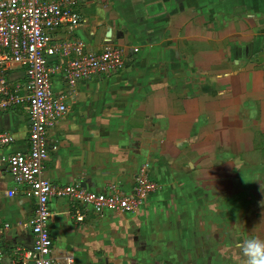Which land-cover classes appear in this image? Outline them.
Masks as SVG:
<instances>
[{
	"label": "crops",
	"instance_id": "crops-1",
	"mask_svg": "<svg viewBox=\"0 0 264 264\" xmlns=\"http://www.w3.org/2000/svg\"><path fill=\"white\" fill-rule=\"evenodd\" d=\"M75 8L81 24L54 38L83 40L93 52L114 45L124 63L73 87L63 69L53 75L67 112L46 130L57 150L42 177L129 194L144 173L162 189L128 213L51 199L52 259L244 264L242 242L264 239V0H78ZM24 80L21 67L8 73L12 90ZM0 132L11 136L0 145V246L5 264H22L14 251L33 246L36 198L5 159L29 151L28 107L0 112Z\"/></svg>",
	"mask_w": 264,
	"mask_h": 264
},
{
	"label": "built area",
	"instance_id": "built-area-1",
	"mask_svg": "<svg viewBox=\"0 0 264 264\" xmlns=\"http://www.w3.org/2000/svg\"><path fill=\"white\" fill-rule=\"evenodd\" d=\"M77 1L0 0V112L26 105L29 113V151L12 153L5 159L13 181L26 185L28 195L36 198L34 214L28 223L34 236L33 246L22 253L19 248L14 251L21 256L22 264H61L52 259V237L48 228L51 199L67 198L86 203L95 213H128L136 210L145 197L162 189L161 184L144 173L137 178L129 194L112 189L107 193L93 192L79 183L54 185L42 177L44 162L50 152L57 150V145L48 141L46 130L67 112L64 103L67 95L55 93L53 75L63 69L66 82L73 87L78 81L109 75L124 63L123 51L114 45L108 44L101 52H93L83 40L54 38V30L63 26L76 28L81 24L75 8ZM51 59L55 62L51 63ZM17 67L23 68L25 80L12 90L8 73ZM10 143V134L0 132V145ZM76 218L82 220L83 216L77 211ZM7 227L5 224L4 228ZM0 264H5L1 246ZM65 264H72V260H65Z\"/></svg>",
	"mask_w": 264,
	"mask_h": 264
},
{
	"label": "clouds",
	"instance_id": "clouds-1",
	"mask_svg": "<svg viewBox=\"0 0 264 264\" xmlns=\"http://www.w3.org/2000/svg\"><path fill=\"white\" fill-rule=\"evenodd\" d=\"M240 247L244 264H264V239L249 237Z\"/></svg>",
	"mask_w": 264,
	"mask_h": 264
}]
</instances>
